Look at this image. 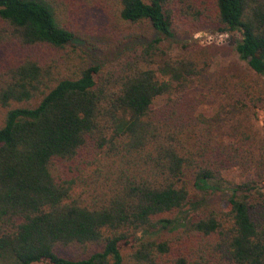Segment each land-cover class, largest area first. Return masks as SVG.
<instances>
[{"label":"trees","instance_id":"1","mask_svg":"<svg viewBox=\"0 0 264 264\" xmlns=\"http://www.w3.org/2000/svg\"><path fill=\"white\" fill-rule=\"evenodd\" d=\"M86 24L121 30L108 66ZM198 30L264 82V0H0V264H264V136L201 114L221 48L166 42Z\"/></svg>","mask_w":264,"mask_h":264},{"label":"rangeland","instance_id":"2","mask_svg":"<svg viewBox=\"0 0 264 264\" xmlns=\"http://www.w3.org/2000/svg\"><path fill=\"white\" fill-rule=\"evenodd\" d=\"M89 24H86L83 29L85 33L81 37L82 40H79V47L92 64L101 67L108 66L111 62H114L117 54L124 46L119 43L121 30H117L119 36L115 33L111 35L104 32L95 35L92 33L94 26ZM88 32H91L93 36ZM150 32L148 28L144 30L146 35ZM178 33L180 34L175 39L166 41L172 54L178 53L186 44L221 48L220 54L216 56L212 67L207 73L191 82L192 92L198 97L202 96L204 98L200 109L201 114L205 117H219L224 122L222 134H225V136L232 134L233 127L237 126L239 122H251L257 131L264 136V106L254 108L250 103L256 88L259 86L264 87V82L256 78L248 64L241 60L235 52V42L240 40V34H218L212 30H198L190 35L182 34V31ZM247 87L250 90H247ZM242 105H245V107L243 108ZM227 140H230V138H227ZM53 172L56 175L61 174L62 171L59 165H54ZM237 175L238 173L235 172V176ZM262 185L264 186V181ZM201 198L206 204L215 199L212 195H201ZM223 204L226 206L227 202L224 201ZM186 212L187 215H184V217L188 218L194 211L189 207L186 208ZM165 235L173 236L168 231H165ZM96 248L91 247L85 252L82 249L65 248L60 249L58 252L64 257L79 259L86 257ZM129 251V248L124 249V253Z\"/></svg>","mask_w":264,"mask_h":264}]
</instances>
